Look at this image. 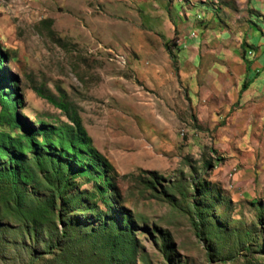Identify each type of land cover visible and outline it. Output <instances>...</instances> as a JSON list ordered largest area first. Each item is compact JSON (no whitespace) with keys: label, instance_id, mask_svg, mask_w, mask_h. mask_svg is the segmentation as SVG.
I'll return each mask as SVG.
<instances>
[{"label":"rangeland","instance_id":"374dc122","mask_svg":"<svg viewBox=\"0 0 264 264\" xmlns=\"http://www.w3.org/2000/svg\"><path fill=\"white\" fill-rule=\"evenodd\" d=\"M193 1L0 0L1 74L22 121L80 118L113 167L135 264H264V133L248 127L261 110L202 97L220 81L214 35L236 31ZM19 253L0 241V264Z\"/></svg>","mask_w":264,"mask_h":264},{"label":"trees","instance_id":"16d2710c","mask_svg":"<svg viewBox=\"0 0 264 264\" xmlns=\"http://www.w3.org/2000/svg\"><path fill=\"white\" fill-rule=\"evenodd\" d=\"M7 58L0 49V241L22 264H135L138 241L114 198L112 165L77 115L65 127L22 121L15 82L1 74Z\"/></svg>","mask_w":264,"mask_h":264},{"label":"crops","instance_id":"0c3cea01","mask_svg":"<svg viewBox=\"0 0 264 264\" xmlns=\"http://www.w3.org/2000/svg\"><path fill=\"white\" fill-rule=\"evenodd\" d=\"M192 1L188 0L190 3ZM199 1L204 2L205 7L213 5L214 10L220 4L226 12L229 11L236 31L234 34L214 35L213 75L214 79L219 78L220 81L213 88V95L206 92L201 95L205 99L212 96L230 105L254 103L261 110V117L256 116V125L259 126V123H264V0H216V3L212 0ZM205 53L204 57H210L206 50ZM248 127L251 132L254 129L253 132L259 130L264 133V126Z\"/></svg>","mask_w":264,"mask_h":264},{"label":"bare ground","instance_id":"6f19581e","mask_svg":"<svg viewBox=\"0 0 264 264\" xmlns=\"http://www.w3.org/2000/svg\"><path fill=\"white\" fill-rule=\"evenodd\" d=\"M212 1H213L214 3H216V0H212ZM212 1H211V2H212ZM199 17H200V16H199Z\"/></svg>","mask_w":264,"mask_h":264}]
</instances>
